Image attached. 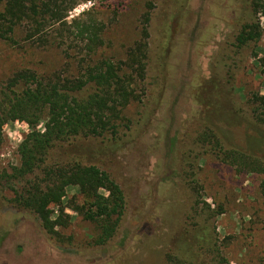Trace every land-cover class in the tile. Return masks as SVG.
Segmentation results:
<instances>
[{"label":"rangeland","instance_id":"obj_1","mask_svg":"<svg viewBox=\"0 0 264 264\" xmlns=\"http://www.w3.org/2000/svg\"><path fill=\"white\" fill-rule=\"evenodd\" d=\"M73 1L65 23L43 38L27 40L25 23L18 27L17 44L0 41V115L10 109L2 93L19 76L85 83L89 70L105 61L133 76L136 99L124 120L100 137L78 138L50 154L52 163L79 162L109 174L123 191L124 216L115 237L98 246L100 229L72 210L68 201L82 203V196L70 187L62 206L67 226L57 229L63 242L50 238L33 213L15 205L21 185L5 176L20 166L26 137L34 129L44 132L45 118L35 128L5 118L0 264H168L167 255L186 244L200 264H215L217 255L194 242L204 222L223 264H264V177L237 174L198 144L216 131L225 137L224 148L250 150L264 127L253 116L257 98L264 96L263 14L261 40L236 46L240 29L253 19L254 0ZM46 17L48 29L52 13ZM144 43L146 59L134 61L132 53ZM25 83L12 90L21 92Z\"/></svg>","mask_w":264,"mask_h":264},{"label":"trees","instance_id":"obj_2","mask_svg":"<svg viewBox=\"0 0 264 264\" xmlns=\"http://www.w3.org/2000/svg\"><path fill=\"white\" fill-rule=\"evenodd\" d=\"M74 4L72 0H0V41L17 44L15 36L18 27L25 23L30 26L26 33L27 40L43 38L47 30L65 23L66 14L74 9ZM48 12L52 13L53 18L51 28L47 29ZM261 14L264 15V1L254 0L253 19L240 29L236 37L237 48L245 49L250 43L261 40L262 29L258 19ZM147 21L149 24V19ZM147 30L148 27L145 32ZM94 38L97 40V36ZM147 48V43L140 45L132 53V59L135 61L140 56L145 58ZM259 62L264 75V57ZM138 63L142 66L138 72L143 76L145 65L142 60ZM122 72L114 63L105 61L89 70L85 83L82 80L62 83L57 79L41 82L38 77L29 79L19 76L2 93L9 100L10 109L4 118L3 114L0 115V137L5 118L26 122L33 127L45 118L44 132L34 129L26 137L19 148L20 166L5 176H10V183L21 185L20 191L16 193L15 205L23 211L33 213L43 231L59 243L63 241L59 238L62 235L57 229L65 228L68 221L64 218L69 219L62 206L70 187L76 188L82 196V203L76 197L68 201L72 204V210L85 221L96 223L100 229L98 246L106 245L115 237L124 216L123 191L109 174L96 166H85L79 162L52 163L50 158L51 151L56 147L78 138L100 137L109 132L116 121L122 119L123 113L136 99L132 89L134 77ZM20 83L26 84L24 90L19 93L12 90ZM257 100L260 107L253 110V116L264 125V96ZM260 126L254 125L256 129ZM258 130L259 138L246 151L237 147L224 148L222 140L225 137L221 138L218 134L216 136V131H210L202 137L203 140H198V144L207 145L211 153L223 164L233 167L237 174H257L264 177V127ZM201 144L199 146L202 147ZM192 182L196 183L194 177ZM102 191L109 195H104ZM56 209L58 216L54 219ZM204 223L205 225L199 226V235L195 236L197 241L194 242L200 247L203 243L206 244L210 255H217L213 259L215 264L226 263L217 244L210 241L209 225ZM190 246L186 244L177 253L168 254L167 263H202L190 252Z\"/></svg>","mask_w":264,"mask_h":264}]
</instances>
